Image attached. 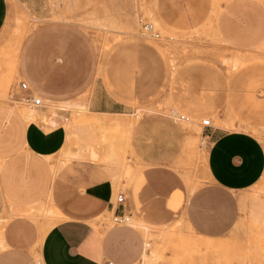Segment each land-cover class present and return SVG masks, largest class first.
<instances>
[{"label":"rangeland","instance_id":"obj_1","mask_svg":"<svg viewBox=\"0 0 264 264\" xmlns=\"http://www.w3.org/2000/svg\"><path fill=\"white\" fill-rule=\"evenodd\" d=\"M225 1L6 0L0 103L20 107L29 122L49 123L50 116L36 115L38 108L11 100L21 93L20 81L29 86L27 66L37 70L35 85L46 91L57 78L48 92L58 99L43 96L42 105L72 102L69 120L43 128L61 124L67 133L64 149L47 158L56 162L59 179H74L79 189L89 170L102 172L113 184V203L145 170L156 171L157 193L175 184L171 207L183 202L180 217L164 227V244L149 247L139 264H264V167L251 186L230 191V218L218 234H193L183 219L184 206L211 182L203 165L208 135L230 130L219 122L245 128L264 148V32L253 44L226 43L216 26ZM250 1L264 12V0ZM142 22L151 23L160 38L145 36ZM81 105L91 112L76 115ZM108 108L114 112L94 113ZM180 114L188 119H178ZM95 116L107 123L96 127ZM200 118L211 125L202 127ZM38 212L17 214L38 223ZM223 212L220 207L221 218ZM103 213L93 225L101 234L116 227L111 212ZM134 220L130 224L139 226ZM36 244L30 250L34 264ZM5 252L0 248V255Z\"/></svg>","mask_w":264,"mask_h":264},{"label":"crops","instance_id":"obj_2","mask_svg":"<svg viewBox=\"0 0 264 264\" xmlns=\"http://www.w3.org/2000/svg\"><path fill=\"white\" fill-rule=\"evenodd\" d=\"M219 7L216 26L226 43L249 45L261 37L264 12L256 3L226 0ZM6 13V0H0V28ZM27 71L29 89L42 99H58L48 92L55 90L57 78H52L46 91L35 85L37 70L27 66ZM113 112L108 108L97 113ZM191 121L197 125L196 120ZM221 123L219 127L230 130L211 131L208 135L206 171L211 182L184 206L186 225L192 228L191 233L202 236L220 232L219 226L226 225L230 218V191L251 186L264 167L262 144L251 133L232 130ZM50 125L53 124L47 121L29 122L20 107L0 103V218H5L0 229V248L6 247L0 264H34L30 250L36 242V264H139L145 240L149 247H160L169 233L164 227L180 217L183 202L171 207L175 184L157 193V181L152 179L156 171L145 170L132 189L125 191L126 196L122 194L123 211L130 213L137 225H146L147 230L143 232L129 223L101 234L93 225L100 214L109 211V203L115 205L113 184L102 172L92 174V170L90 179L79 189L74 179L61 181L53 171L56 162L51 164L47 158L64 149L67 133L61 124L43 129ZM220 207L224 210L222 218ZM35 208L42 218L36 217L38 223L17 214L30 216Z\"/></svg>","mask_w":264,"mask_h":264},{"label":"built area","instance_id":"obj_3","mask_svg":"<svg viewBox=\"0 0 264 264\" xmlns=\"http://www.w3.org/2000/svg\"><path fill=\"white\" fill-rule=\"evenodd\" d=\"M141 29L145 36L151 39L157 40L160 38L158 30H156L151 23L142 22L140 24ZM18 89L21 91L20 95L14 99L16 102H21L33 107H40L42 105V98L30 91L25 82L20 81L18 83ZM178 119H186L184 115H178ZM200 124L202 127H209L211 125L210 119L204 118ZM124 196L121 192L117 193L114 198L115 205L109 203L110 222L114 226H126L130 220V213L123 211ZM104 264H113L111 261H105Z\"/></svg>","mask_w":264,"mask_h":264},{"label":"bare ground","instance_id":"obj_4","mask_svg":"<svg viewBox=\"0 0 264 264\" xmlns=\"http://www.w3.org/2000/svg\"><path fill=\"white\" fill-rule=\"evenodd\" d=\"M228 56H230V55H228ZM233 60V59H232ZM234 62V61H233ZM236 64V63H235ZM1 94H3L2 92H0V95ZM2 97H4V96H2ZM3 99V98H2ZM4 100V99H3ZM10 101V100H9ZM12 102H16V100H14V99H12L11 100ZM48 103L47 104H45L44 103V106L42 105L41 107H36V108H38L36 111H38L39 113H37L36 115H40V116H42V117H48V116H50V118H49V123H51V124H56L58 121H63V122H65V121H67V120H69L68 119V116H69V113L68 112H70V110H69V107H68V104H67V106H63V104L62 105H58V103H55V102H49V101H47ZM21 103V102H20ZM42 103H43V99H42ZM72 103V102H71ZM78 103H80L79 101H78ZM54 104V105H53ZM70 104V103H69ZM77 108V107H76ZM89 112H91V111H89L88 109H87V107L85 106V105H81V106H79L76 110H75V113H76V115H80V114H87V113H89ZM36 113V112H35ZM94 113H97V112H94ZM39 116V117H40ZM30 115H26L25 116V118L27 119V120H29L30 119ZM38 117V116H37ZM91 118V120L93 121V124L96 126V127H99V126H101V125H104V124H106L107 123V121L105 120V119H103V118H100V117H98V116H95V117H90ZM117 121H119V120H117ZM189 121V120H188ZM232 125L233 124H228V125H226V127L228 126V127H232ZM223 126H224V124H223ZM241 128V127H240ZM245 128H243V130H244ZM254 134V133H253ZM206 154H204V158H203V165H204V167H205V169H206ZM43 212V211H42ZM5 221V220H4ZM130 223V220H129V222H128V224ZM138 227H140L142 230H143V232H145L146 230H147V226L146 225H144V224H139V226ZM147 234H149V233H147ZM145 235V234H144ZM148 236V235H147ZM149 237V236H148ZM147 237V238H148ZM150 242V241H149ZM148 249H149V243H148V241L147 240H145V250H144V253H143V255H142V258H141V260L143 259L144 261H145V258H147V252H148Z\"/></svg>","mask_w":264,"mask_h":264}]
</instances>
